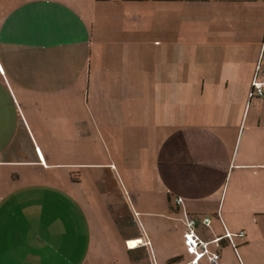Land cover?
Listing matches in <instances>:
<instances>
[{
    "label": "crops",
    "instance_id": "1",
    "mask_svg": "<svg viewBox=\"0 0 264 264\" xmlns=\"http://www.w3.org/2000/svg\"><path fill=\"white\" fill-rule=\"evenodd\" d=\"M0 69L104 154L0 159V264H264V0H0Z\"/></svg>",
    "mask_w": 264,
    "mask_h": 264
},
{
    "label": "rangeland",
    "instance_id": "2",
    "mask_svg": "<svg viewBox=\"0 0 264 264\" xmlns=\"http://www.w3.org/2000/svg\"><path fill=\"white\" fill-rule=\"evenodd\" d=\"M0 70L4 74V71ZM4 79L5 86L10 89L9 92L13 91V94H8L6 87L0 82V159H16L23 156L26 158L40 157L37 145L47 157H62V160L66 161H70L72 154L80 159L86 157L93 158V154L92 156L90 153L88 154V150L94 151L96 156L104 157L102 145L99 142H96L94 145H88V139L80 140L78 149L77 146L73 148L75 151L78 150L77 155L74 152L72 153L70 137L74 132H60L55 130L53 124L49 121H41V119L45 118L44 116L30 115L29 110L31 114L35 110L28 108L23 103V99L19 97L21 96L22 89L20 92L19 88L10 81L11 75L4 74ZM30 101L37 105L39 102V100ZM14 168L17 169L18 167ZM24 170H29V173H37V170H33L30 167ZM62 170L64 174H68L71 168L65 167ZM82 170L80 169V171ZM1 171L3 170L0 168ZM49 171L54 172V169H50ZM58 171L59 169H56V172ZM70 183L71 180L68 177L67 179H63L62 185L66 186ZM82 186H86V182H83Z\"/></svg>",
    "mask_w": 264,
    "mask_h": 264
},
{
    "label": "built area",
    "instance_id": "3",
    "mask_svg": "<svg viewBox=\"0 0 264 264\" xmlns=\"http://www.w3.org/2000/svg\"><path fill=\"white\" fill-rule=\"evenodd\" d=\"M263 84L264 83L260 80L255 79L253 81L252 95L254 94L257 96H262ZM180 202L181 199L177 198L176 203L178 204ZM210 221L211 219L209 216L187 215L186 228L183 232V243L185 245L186 251L193 256L191 260L193 263H196L202 256H207V258L212 264H219L220 255L217 251H212L210 249V244H218L221 238H226L233 246H235V243L233 242V237L236 234L241 235L244 233V230H240L238 233L226 230L224 235L222 236H217L211 240H205L197 233L196 225L199 222L208 225Z\"/></svg>",
    "mask_w": 264,
    "mask_h": 264
},
{
    "label": "trees",
    "instance_id": "4",
    "mask_svg": "<svg viewBox=\"0 0 264 264\" xmlns=\"http://www.w3.org/2000/svg\"><path fill=\"white\" fill-rule=\"evenodd\" d=\"M177 259V257L171 258L169 261H175Z\"/></svg>",
    "mask_w": 264,
    "mask_h": 264
},
{
    "label": "snow or ice",
    "instance_id": "5",
    "mask_svg": "<svg viewBox=\"0 0 264 264\" xmlns=\"http://www.w3.org/2000/svg\"><path fill=\"white\" fill-rule=\"evenodd\" d=\"M131 246V245H130Z\"/></svg>",
    "mask_w": 264,
    "mask_h": 264
}]
</instances>
